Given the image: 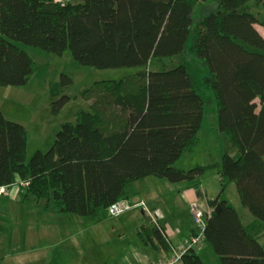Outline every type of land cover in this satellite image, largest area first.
<instances>
[{
    "label": "trees",
    "instance_id": "obj_1",
    "mask_svg": "<svg viewBox=\"0 0 264 264\" xmlns=\"http://www.w3.org/2000/svg\"><path fill=\"white\" fill-rule=\"evenodd\" d=\"M252 1L264 8V0H0L1 86H24L36 74L34 59L17 42L57 55L69 48L76 62L99 69L146 68L95 82L84 93L89 110L63 124L52 147L29 161L27 129L0 111V187L18 177L26 198L52 199L56 213L97 220L110 216L113 203L130 200L137 182H197L217 168L220 195L207 201L204 242L222 264H264V246L223 197L234 184L242 206L264 222V37L256 27H264V13L251 12ZM198 7L206 13L194 28ZM194 31L197 56L212 76L219 130L240 155L225 152L221 163L185 171L175 164L199 143L206 100L184 65L152 70L150 64L185 57ZM63 80L66 89L71 79ZM68 99L57 101L54 112ZM138 236L167 253L173 248L149 218ZM197 250L181 264H205Z\"/></svg>",
    "mask_w": 264,
    "mask_h": 264
},
{
    "label": "rangeland",
    "instance_id": "obj_2",
    "mask_svg": "<svg viewBox=\"0 0 264 264\" xmlns=\"http://www.w3.org/2000/svg\"><path fill=\"white\" fill-rule=\"evenodd\" d=\"M254 4L253 1L249 3V5H251V12L258 15L259 18H262L264 8ZM197 9L199 11L201 10V13H196L197 21L195 16L193 17L194 28H196L197 24L201 21V19L199 20L200 15L206 13L204 7H202V9L198 7ZM257 29L264 36V27L258 24ZM196 40L197 35L194 31L186 44L185 57L179 56L174 59L165 60L162 63L153 61L150 64L152 70L169 69L178 65H184L191 77L199 84L206 100L203 128L199 135L200 141L196 147L185 151L183 157L175 164L176 168L185 171L191 170L197 166H210L211 164L221 163L223 154L226 151L231 153L235 158H238L240 155L237 151L232 152L228 139L219 130L217 101L212 87V76L208 67L197 56L195 47ZM17 44L25 49L34 59L36 63V74L33 79L24 86L4 87L0 85V111L7 119L18 122L27 129L28 142L26 159L28 161L37 151L46 152L52 147L56 135L63 124L67 122L75 123L76 116L80 111L89 110L92 101L87 100L84 93L95 82L120 79L127 75L143 72L146 69L144 66L99 69L92 66L81 65L76 62L69 48L64 54L57 55L39 47L25 45L21 42H17ZM63 75L71 79V84L66 89L62 87L65 82L63 80ZM66 95L69 99L62 106L61 110L55 113V103ZM157 180L160 183L159 188L162 189L159 195L165 205L168 206L169 213L171 214L170 217H173L176 211L182 213L183 208L171 209L172 201L176 200V202H178V195L177 193L175 194L170 187L164 188V182L168 184L172 183L166 179L157 178ZM196 181L200 183L201 189L207 195L217 197L220 193V176L217 168H207ZM194 182L195 181H185L173 184H190ZM223 197L229 201L231 206L238 210L247 228L264 245V222L252 217V215L248 213L249 211L242 206L234 184H231L225 190ZM31 198L32 197H30L31 202H27L25 207L22 208L23 214L27 215L29 210L32 211L33 216L38 215L39 211L43 214L48 209V204L50 206L49 209H53L52 199H40L43 200V202L41 206H37L36 202H33L34 199ZM1 199H6V197L1 196L0 200ZM26 201H29L28 197ZM136 209L140 208L137 207ZM50 213H54L52 217L61 215L54 211ZM127 213H129V211ZM0 214L6 215V212L0 209ZM63 215L76 216V214L71 213ZM83 218H85L83 223L67 222V219H65L63 223L65 229L63 235L64 245L69 246V254H72V256L69 257V262H74L77 258V261L83 259V261L88 262V264H111L112 262L110 259L113 258L114 255L110 254V251H118L121 247H124L123 245H128L133 241L131 237L134 229L133 223L125 228V234H123L121 229L114 230L113 227L119 219L110 217L107 213H104L99 219L95 220L96 225L93 228L94 220L90 217ZM249 221L252 222L249 223ZM88 227H90V235L82 237L89 239L91 246L90 250L95 251L90 255L84 256L82 253H88V251L79 249L78 255L76 253V248L72 245V233L73 231L87 230L86 228ZM100 229L111 234L112 239H109V242H104V240L100 238L98 235ZM137 238L136 235V239ZM107 246H112L113 248L108 247L106 249ZM202 246H207V248H209L208 250L204 249L202 253H200L203 261L205 260L207 264L222 263L220 256L217 255L208 242H203ZM209 250L212 254L209 253ZM114 262L116 263V260H114Z\"/></svg>",
    "mask_w": 264,
    "mask_h": 264
},
{
    "label": "crops",
    "instance_id": "obj_3",
    "mask_svg": "<svg viewBox=\"0 0 264 264\" xmlns=\"http://www.w3.org/2000/svg\"><path fill=\"white\" fill-rule=\"evenodd\" d=\"M56 1L66 2L69 0ZM164 183V188L170 187L178 195V202L176 200L172 201L171 209L183 208V212L176 211L175 215L170 217L171 214L169 213L168 206L165 205L159 195L162 189L159 188L160 183L157 178L149 177L137 182L132 189L133 195L130 200L133 202H144L145 207H139L140 209H136L137 207H135L129 213L126 212L127 214L124 213L125 215L116 217L119 220L113 226L114 230L121 229L123 234H125V228L130 226V224L132 225V223L134 224L133 235L131 236L133 241L128 245H123L124 247H121L118 251H110V254L114 255L110 259L111 264H150L159 259H163L170 253L156 248L151 244L145 245L141 241L138 236V229L143 219L149 218L155 224L157 223L159 227L163 228L171 246L175 247L183 243L197 231L190 215L189 208L191 202L198 200L212 212V208L207 205V201L216 197L207 195L201 189L200 183ZM195 183L199 184L202 195L197 193V189L194 187ZM6 188L7 192L2 195L0 194V197H6V199L0 200V209L6 212V215L0 214V264H88L83 259L77 261V258L74 262H69V257L72 254H69V246L64 245L63 238L65 230L63 223L65 219H67V222L83 223L85 218L77 215L66 216L63 214L52 217L54 213H50L53 209H49V204L48 209L43 214L39 211L38 215L33 216L31 210L28 211L27 215L23 214L22 208L25 207L27 202H31V200L29 196V201H26V192L25 189H21V180L17 177V183ZM33 202H36L37 206H41L43 200L34 199ZM242 222L247 228L245 222ZM95 223L94 220V226L92 228L95 227ZM86 229L84 231H73L72 233V245L76 248L78 255L79 249L88 251V253H82L84 256L90 255L95 251L90 250L89 239L82 237L90 235V227ZM248 231L250 232L249 229ZM251 234L255 236L253 233ZM98 235L104 242H109V239H112L111 234L103 229L99 230ZM136 235L138 237L137 239ZM255 238L257 237L255 236ZM108 247L113 248L112 246H107L106 249ZM204 249L208 250L209 248L207 246H201L197 250L199 256ZM209 253L212 254L210 250ZM114 260H116V263ZM204 262L207 264L205 260Z\"/></svg>",
    "mask_w": 264,
    "mask_h": 264
},
{
    "label": "built area",
    "instance_id": "obj_4",
    "mask_svg": "<svg viewBox=\"0 0 264 264\" xmlns=\"http://www.w3.org/2000/svg\"><path fill=\"white\" fill-rule=\"evenodd\" d=\"M23 183L21 182V185ZM7 192L6 187H0V194ZM135 207H145L144 202H133L127 199L120 200L113 203L109 209L108 214L112 217L120 216ZM190 215L197 231L193 233L187 240L172 248L170 253L163 259H159L150 264H181L182 257L190 250H197L204 242V229L207 224V219L211 212L203 203L198 200L190 203Z\"/></svg>",
    "mask_w": 264,
    "mask_h": 264
},
{
    "label": "water",
    "instance_id": "obj_5",
    "mask_svg": "<svg viewBox=\"0 0 264 264\" xmlns=\"http://www.w3.org/2000/svg\"><path fill=\"white\" fill-rule=\"evenodd\" d=\"M221 209V206H217L216 211H219Z\"/></svg>",
    "mask_w": 264,
    "mask_h": 264
}]
</instances>
